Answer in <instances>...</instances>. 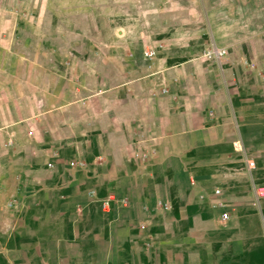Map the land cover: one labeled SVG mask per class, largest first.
Instances as JSON below:
<instances>
[{"label": "crops", "instance_id": "obj_1", "mask_svg": "<svg viewBox=\"0 0 264 264\" xmlns=\"http://www.w3.org/2000/svg\"><path fill=\"white\" fill-rule=\"evenodd\" d=\"M263 63L264 0H0V264H264Z\"/></svg>", "mask_w": 264, "mask_h": 264}, {"label": "built area", "instance_id": "obj_2", "mask_svg": "<svg viewBox=\"0 0 264 264\" xmlns=\"http://www.w3.org/2000/svg\"><path fill=\"white\" fill-rule=\"evenodd\" d=\"M154 49L153 48H148L146 49L144 52H143V55L146 57V58H150L153 54H154ZM226 54V50L225 48L223 47H216V46H210L208 47L206 50H204L202 52V57L206 58V59H215V60H220L224 55ZM251 65V64H250ZM264 67V63L262 64ZM252 66V65H251ZM165 89L164 88H161L159 90L160 93L164 92ZM233 147L235 149H237L239 147L238 143H234L233 144ZM138 157H141V158H145L147 156V153L145 152H141L139 154H136ZM246 165H247V168L248 169H253L255 167V164L253 162L252 159H248L247 162H246ZM219 190L218 189H215L214 190V193H218ZM256 194L257 196L259 197H264V185H261V186H258L256 188ZM106 205V202H103L102 203V206L104 207ZM220 218L222 220H224L225 218H227V213L226 212H222L221 215H220Z\"/></svg>", "mask_w": 264, "mask_h": 264}]
</instances>
